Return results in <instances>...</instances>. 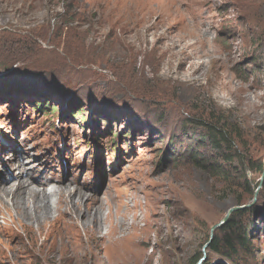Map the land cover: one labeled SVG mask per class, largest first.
<instances>
[{"label": "rangeland", "instance_id": "1", "mask_svg": "<svg viewBox=\"0 0 264 264\" xmlns=\"http://www.w3.org/2000/svg\"><path fill=\"white\" fill-rule=\"evenodd\" d=\"M257 15L264 21V6L248 11L237 0H0V183L47 176L102 204L98 237L82 219L62 224L60 237L23 229L0 205L2 264H229L204 246L239 199L255 208L250 263L264 264ZM203 112L238 125L234 149L256 168H232L251 196L239 175L234 187L178 156L188 147L211 156L194 150L202 130L190 122ZM111 223L118 236L132 226L126 249L113 248Z\"/></svg>", "mask_w": 264, "mask_h": 264}, {"label": "trees", "instance_id": "2", "mask_svg": "<svg viewBox=\"0 0 264 264\" xmlns=\"http://www.w3.org/2000/svg\"><path fill=\"white\" fill-rule=\"evenodd\" d=\"M243 3L248 11L255 10L258 6H264V0H237V5L239 4L240 6ZM251 20L256 28L255 36L257 35L258 37H256L259 40H264L263 19L257 15ZM65 31L68 30L65 28ZM50 111L54 113L55 110L51 109ZM202 114L203 116L201 117L191 118L190 122L193 128L202 130V135L197 140L198 145L194 150H209L211 156L208 159L198 157L196 152L193 153L189 150V147L187 149L184 148L183 153L180 152L178 156L182 154V157L188 160V163L192 166L200 168L213 176L222 177L224 180L233 183L234 187L235 175H239V178L236 179V182H238L237 186L240 187L242 193L244 192L251 196L254 192L252 183L246 179L243 180V176L232 168L235 161H238L242 167L244 165L251 170H254L252 167L256 168L252 160L246 159L245 156L234 149L237 141L242 142V135L238 125L230 122L225 113H217L215 115V113L205 114L203 112ZM170 156L172 155L170 154ZM219 163L223 164L222 167L219 166ZM225 166H228L229 171H226ZM259 168L258 170H261L264 174V167L261 163ZM228 173H231L232 176L230 177ZM241 180L243 181L240 183L239 181ZM242 205L244 203L239 199L237 206ZM254 213V207L234 212L228 221L222 227L216 229L211 238L209 237L207 241H210L208 250L212 254L226 260L229 264H240L241 258H244L247 264H251L250 261L254 259V249L250 245L249 236L253 229L252 218Z\"/></svg>", "mask_w": 264, "mask_h": 264}, {"label": "bare ground", "instance_id": "3", "mask_svg": "<svg viewBox=\"0 0 264 264\" xmlns=\"http://www.w3.org/2000/svg\"><path fill=\"white\" fill-rule=\"evenodd\" d=\"M0 152H2V150H0ZM36 176L34 175L29 176L27 178L28 181L26 180L19 181L18 176H15V179L17 180V184L12 185V186L6 185L5 182L0 183V205L3 207H6L4 209L8 217H10L12 224H15L17 222L20 225V227L23 229L24 228L27 229L26 227V224H27L28 226H35V227H38V229L40 228L39 229L40 231L42 227L44 228L47 227L49 229V232L57 236L59 235L60 237L63 234V230L60 227L62 224L72 227L71 225L75 224L78 219H82L81 220L82 222H80V224L83 227V229L85 231L89 229L88 232H90L91 235H93L94 237L95 236L98 237L100 227L102 228L101 226L102 224L100 225V219L102 216L101 214L102 204L96 206L98 202L95 197L92 198L89 195L88 196L85 195V193L79 190V187L76 184L72 188H70L69 186L63 187L59 179L53 180V178H48L47 176H43V177H36ZM52 181L57 185V187L52 186L54 188L52 189V191L48 192L47 189L50 186V182ZM55 196H57L58 198V203L55 206L56 208H54L53 205L51 204V199L52 197H55ZM13 214L15 217L14 219L11 218V215ZM54 214H57L58 216L54 217ZM0 219L2 221V219L4 218H2L1 216ZM3 221H5V219ZM85 225H89V226L91 225V226L90 228H86ZM128 225L125 226L122 223L121 231L119 233L120 236L116 235L117 234L116 227L113 225V223H111V226L107 228L109 237H112L111 240L113 242L112 244H113L114 249L115 248L116 249L117 248L126 249V244L123 243L125 242L124 239H127V242L125 243H131L132 239L128 235H129L130 230H132L130 229L132 228V226L130 227ZM66 226L64 228L67 231V229L69 228ZM1 233H2L1 236L5 239L9 240L10 238L11 239L17 238L20 241V238L16 233H13V232L12 233L1 232ZM113 237H116V238H113ZM3 252H4L3 247L1 249V246H0V264L4 263L2 260H5V258L1 259L3 255L5 254ZM8 252H11V249H8Z\"/></svg>", "mask_w": 264, "mask_h": 264}, {"label": "water", "instance_id": "4", "mask_svg": "<svg viewBox=\"0 0 264 264\" xmlns=\"http://www.w3.org/2000/svg\"><path fill=\"white\" fill-rule=\"evenodd\" d=\"M249 207V205H242V206H234L231 207L227 210L226 214L224 215V217L222 218V220L211 229V232H214L216 229L222 227L229 219V217L236 211L238 210H243V209H247ZM212 236H210L211 238ZM210 242V241H209ZM209 242L204 246V248H206L209 244ZM203 260H201L200 262H202Z\"/></svg>", "mask_w": 264, "mask_h": 264}]
</instances>
